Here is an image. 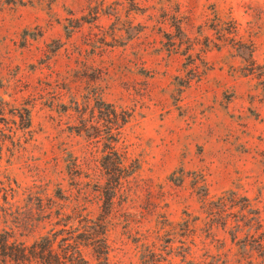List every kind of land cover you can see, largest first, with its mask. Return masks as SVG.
<instances>
[{"label": "rangeland", "instance_id": "374dc122", "mask_svg": "<svg viewBox=\"0 0 264 264\" xmlns=\"http://www.w3.org/2000/svg\"><path fill=\"white\" fill-rule=\"evenodd\" d=\"M140 7L148 9L129 11L127 0H0V91L7 100L14 94L16 104L27 101L32 119L25 134L0 120V183L17 190L7 210L13 214H0V229L14 227L18 210L14 237L27 245L49 235L57 247L62 237L82 231L75 230L84 224L77 219L67 225L54 214L41 220L37 203L53 196L58 183L70 187L67 152L100 158L112 127L115 147L138 162L140 186L132 183L134 201L125 206L142 215L131 228L123 227L120 212L109 216L113 262L142 264L155 243L156 252L171 247V264H264V250L249 237H264V99L256 79L239 71L237 51L210 28L214 7L222 19L234 18L246 39L255 18L264 24V0H142ZM174 14L190 22L191 55L185 45L167 50ZM263 24L254 53L260 64ZM97 95L126 110L128 121L119 128L96 122L97 111L91 117L90 110ZM84 121L97 125L99 135L78 134ZM83 168L90 176L77 180L91 194L90 177L105 180L102 166ZM89 209L93 219L100 212L96 205ZM159 213L177 227L168 235L169 227L156 222ZM186 214L195 228L187 238L179 235ZM81 250L97 262L92 246Z\"/></svg>", "mask_w": 264, "mask_h": 264}, {"label": "trees", "instance_id": "16d2710c", "mask_svg": "<svg viewBox=\"0 0 264 264\" xmlns=\"http://www.w3.org/2000/svg\"><path fill=\"white\" fill-rule=\"evenodd\" d=\"M141 1L142 0H127L129 11L135 10L145 12L148 8L140 7ZM167 1L171 2L172 0ZM211 9L212 16L210 18V28L217 33V40L230 43L237 51V54L242 59V65L240 66L239 71L244 76H252L256 79V87L261 90L262 95L261 98H259V101H263L264 63L260 64L254 55L257 49L258 39L262 33L263 22H258L260 17L255 18V22L251 25L249 24L250 26L246 29V39H243V35H239V24L234 18L229 17L224 20L218 14L217 9L214 7ZM117 13L118 11L116 9L114 14ZM116 16L118 21L119 17L118 15ZM163 18L162 22L168 19V12L165 9L163 10ZM92 19L95 18L92 17ZM171 19V25L174 26L175 33L171 34V37L168 38L170 44L167 47V50L177 52L182 45H185L183 52L186 54L190 49H193L194 45V41L190 38L187 32L186 24L188 25L190 22L188 23L184 21L183 17H179L176 14L172 15ZM71 21L72 19H70V22ZM69 25L74 26L71 24ZM67 27L68 25L65 26L66 29ZM71 30L72 29L70 28L68 33H71ZM204 37V44L205 46H208L211 39H209L208 36ZM212 43L213 46L219 47L215 41ZM187 55H191V53H188ZM191 65L194 72L197 73L199 71L198 64L192 62ZM1 87L2 84L0 85V88ZM13 95L14 94H8V96L11 97V100H7L4 97V93L0 91V120L12 125H17L16 129L22 130L24 134L26 132L28 133L30 132L32 124L31 109L29 108L27 101L16 104L18 98ZM98 96L99 95L93 97L94 105L91 106L90 110L91 117L94 116L95 110L97 111L98 120H96V122L103 119L113 125H117L115 128H119L128 121L130 115L126 110L121 109L120 111H117L112 103L106 102L102 98V95ZM88 106L89 103L87 104V107ZM6 114L10 115L9 119L5 118ZM89 121H91V119ZM98 128L97 125L92 123L88 126L84 121L76 132L78 134L84 132L87 138L96 137L99 135L98 132L100 131ZM10 129H12V126ZM91 130L93 132H91ZM106 132V139L108 142L105 143L107 150L104 149L102 151L103 156L100 158L97 156L90 158L87 156L79 157L78 155H74L73 152H67L65 160L67 163H70L66 167L67 173L70 176V187L68 189H63L60 183H58V189L53 195L54 197L45 194L44 198H39V203H37V209L42 216L41 220H49L54 214L56 217H60L58 221H56L57 223L63 220L65 221V225H67L70 220L77 219L79 224H84L75 230H80V228H82V231H78L76 235H71L70 237H62V243L57 247L54 246L55 239L51 238L49 235L39 236L30 245H27L24 240H18L14 237L17 233V227L20 226L18 223L21 221L18 217L20 211L17 210L15 211L17 214H14L15 216L13 217V221L15 220L14 227H10V230L5 228L0 229V264H122L113 262L109 257L111 251L107 235L109 230L108 225L111 221L109 216L112 213L120 212L119 216L123 217L122 222H124V228L129 226L131 228L133 223H141L140 219H136V217H142L141 212H139V214L129 212V208H132L133 206H125L126 202L129 201L131 203L134 201V197L131 196L132 183H135L136 188H139L140 186L136 176V172L139 170V165L136 164L138 163L137 160L128 161L126 154L119 152L115 147L114 142H116V139H114L115 134L112 132V127H108ZM1 150L2 146L0 143V155ZM84 163H101L102 175L105 177L103 183L98 179L94 180V178L90 177L91 179L89 183L93 181V185L95 186V192L91 194L85 189L84 185L77 180L82 174L86 177L90 176V173L84 171ZM89 183H86L85 185H89ZM15 192L17 194V190H15L10 184L5 186L0 183V214L1 212H3L4 215L13 214L7 210L12 205L11 200L14 199L16 195ZM135 192L133 194H135ZM43 199L47 201L45 204L42 203ZM92 205H96L100 209L99 214L94 219L91 217L92 210L89 209V206ZM68 208L70 212H67ZM186 216L187 218L184 219L179 226V230H181L179 235L187 238L190 234H194L195 228L190 227L191 219L189 215L186 214ZM157 218L158 220H156V222L162 224L161 228L164 226L169 227L168 230H165V235H168L170 230L177 228L171 221H169L166 213H159ZM136 233H138V230ZM248 235L249 232L246 233L247 237ZM249 237H251L252 240L257 241L258 247L264 250V237L260 240H256L253 234L249 235ZM233 238H235V236L232 237V240ZM165 241L168 242L170 240ZM180 242L184 244L185 241L182 238ZM81 246H92L93 253L97 255L96 263H92L84 257ZM149 246L150 245L146 248ZM166 246L167 245H165V248H167ZM147 250H149V252L142 256V264H171V260L168 259L171 247L168 250L163 249V251L160 250L159 252H156L157 249L155 243H152V248H148Z\"/></svg>", "mask_w": 264, "mask_h": 264}]
</instances>
